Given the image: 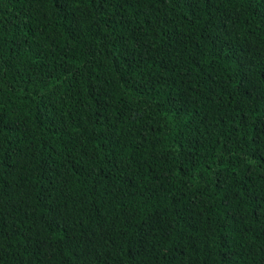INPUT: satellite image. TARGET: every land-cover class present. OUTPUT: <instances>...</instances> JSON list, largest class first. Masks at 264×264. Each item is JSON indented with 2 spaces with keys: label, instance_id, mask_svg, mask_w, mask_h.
Wrapping results in <instances>:
<instances>
[{
  "label": "trees",
  "instance_id": "trees-1",
  "mask_svg": "<svg viewBox=\"0 0 264 264\" xmlns=\"http://www.w3.org/2000/svg\"><path fill=\"white\" fill-rule=\"evenodd\" d=\"M0 264H264V0H0Z\"/></svg>",
  "mask_w": 264,
  "mask_h": 264
}]
</instances>
